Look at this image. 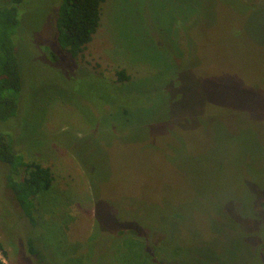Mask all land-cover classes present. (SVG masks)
Masks as SVG:
<instances>
[{
    "label": "rangeland",
    "instance_id": "374dc122",
    "mask_svg": "<svg viewBox=\"0 0 264 264\" xmlns=\"http://www.w3.org/2000/svg\"><path fill=\"white\" fill-rule=\"evenodd\" d=\"M60 2L18 11L23 90L0 130L54 180L32 223L0 160L3 264H151L162 236L183 251L161 264H264V0H105L77 58Z\"/></svg>",
    "mask_w": 264,
    "mask_h": 264
},
{
    "label": "trees",
    "instance_id": "16d2710c",
    "mask_svg": "<svg viewBox=\"0 0 264 264\" xmlns=\"http://www.w3.org/2000/svg\"><path fill=\"white\" fill-rule=\"evenodd\" d=\"M105 0H61L57 8L56 38L60 48L71 58H77L93 39L101 21L102 4ZM24 0H0V123L16 116L23 90L20 64L16 54L17 28L20 25L18 11ZM16 36V37H15ZM116 80L125 83L131 76L120 69L114 71ZM127 114V109H123ZM113 115V114H112ZM11 135L0 130V160L9 166L8 184L25 216L34 223V212L41 205L40 197L52 187L54 176L48 166L37 161H26L13 147ZM16 175V176H15ZM264 207V200L260 203ZM166 226V225H165ZM132 239L140 236L131 232ZM178 245V244H177ZM29 253H38L33 240L28 241ZM172 238L162 236L160 243L150 237L146 241V256L151 264H161L178 258ZM0 250L6 253L0 242ZM183 259V258H181ZM0 264H3L0 258Z\"/></svg>",
    "mask_w": 264,
    "mask_h": 264
}]
</instances>
